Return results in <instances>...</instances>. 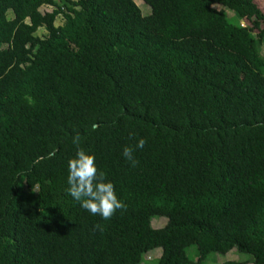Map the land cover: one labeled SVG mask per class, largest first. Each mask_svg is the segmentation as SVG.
Returning <instances> with one entry per match:
<instances>
[{
    "label": "trees",
    "instance_id": "trees-1",
    "mask_svg": "<svg viewBox=\"0 0 264 264\" xmlns=\"http://www.w3.org/2000/svg\"><path fill=\"white\" fill-rule=\"evenodd\" d=\"M143 2L0 0V264H264V12ZM74 136L123 204L107 220L67 195Z\"/></svg>",
    "mask_w": 264,
    "mask_h": 264
},
{
    "label": "clouds",
    "instance_id": "clouds-1",
    "mask_svg": "<svg viewBox=\"0 0 264 264\" xmlns=\"http://www.w3.org/2000/svg\"><path fill=\"white\" fill-rule=\"evenodd\" d=\"M92 128L95 130V125ZM72 143L76 145V150L66 162L67 195L78 202L83 210L107 220L123 204L117 197L113 183L106 179L103 171L98 170L95 156L79 147V136H74ZM144 144V139L140 138L135 147L142 148ZM132 151V148L124 146L121 155L134 166L136 161Z\"/></svg>",
    "mask_w": 264,
    "mask_h": 264
},
{
    "label": "rangeland",
    "instance_id": "rangeland-1",
    "mask_svg": "<svg viewBox=\"0 0 264 264\" xmlns=\"http://www.w3.org/2000/svg\"><path fill=\"white\" fill-rule=\"evenodd\" d=\"M58 1V0H55ZM135 2V4L140 8L142 14L144 16H147L149 14H151V9L149 6H147L143 0H133ZM256 5L258 6V8L264 12V0H255ZM214 9L216 11H220L222 8L220 6H214ZM52 8L50 7H43L41 8V12L42 13H46V12H51ZM227 13V18L230 21V23L232 24H237L238 20L234 17V15L230 12V11H226ZM214 16L213 14H207L202 16V18H208V17H212ZM9 18L12 19L13 15L10 13L9 14ZM64 22L63 18L60 16L58 17L57 21H56V26H60L62 25ZM246 25L249 24V26H251V24L247 21L245 22ZM45 33L44 29L39 30L38 34L43 36ZM255 34H257V32H255ZM263 49V53H264V47ZM167 224V219L165 218H153L152 219V226L154 229L159 230L162 229L163 227H165ZM234 251V250H233ZM162 255V250L161 249H156L154 251H152L151 253H148L147 255H144L143 257V261L142 264H158V260ZM188 255L192 258V259H197V248L196 247H191L188 250ZM249 257L245 256V255H239L237 254L235 251L234 252H229L226 255H220V254H213L211 256H209L208 260L205 262V264H224L226 262H240L242 264H249ZM211 262H215V263H211Z\"/></svg>",
    "mask_w": 264,
    "mask_h": 264
}]
</instances>
